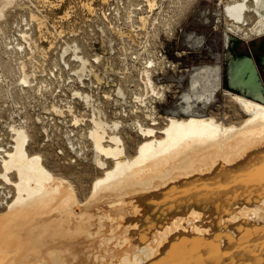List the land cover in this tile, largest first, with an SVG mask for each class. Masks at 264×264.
<instances>
[{
	"label": "bare ground",
	"instance_id": "bare-ground-1",
	"mask_svg": "<svg viewBox=\"0 0 264 264\" xmlns=\"http://www.w3.org/2000/svg\"><path fill=\"white\" fill-rule=\"evenodd\" d=\"M219 1L231 69L223 94L243 118L196 111L215 103L221 66L195 72L179 111L165 116L156 104L170 90L143 70L129 123L141 140L130 153L126 123L95 118L88 134L100 172L87 193L31 152L29 130L14 125L0 161V264H264V85L257 66L249 72L230 51L236 40L264 37V0ZM15 2L0 0V33Z\"/></svg>",
	"mask_w": 264,
	"mask_h": 264
},
{
	"label": "built area",
	"instance_id": "built-area-1",
	"mask_svg": "<svg viewBox=\"0 0 264 264\" xmlns=\"http://www.w3.org/2000/svg\"><path fill=\"white\" fill-rule=\"evenodd\" d=\"M192 1L92 0L79 11L70 5L60 14L61 5L24 0L29 17L20 38L5 44V52L17 63L20 77L21 66H26L31 85L23 86L19 79L15 90L22 99L11 88L0 102L1 107L14 103L12 108H17L0 118V161L13 145L14 125L40 130L59 156L73 161L87 157L95 118L125 122L137 115L141 104L134 97L128 100L126 78H138L143 70L153 78L176 72L173 60L188 53L180 45L189 42L183 15ZM117 32L132 33L136 42ZM107 59L113 70L107 68ZM0 76L1 87L7 82L1 68Z\"/></svg>",
	"mask_w": 264,
	"mask_h": 264
},
{
	"label": "rangeland",
	"instance_id": "rangeland-1",
	"mask_svg": "<svg viewBox=\"0 0 264 264\" xmlns=\"http://www.w3.org/2000/svg\"><path fill=\"white\" fill-rule=\"evenodd\" d=\"M44 1L48 2L50 5L55 7H59L61 5L60 14H62L63 11H65L70 5L74 6L75 8H77V11H79L81 4H83L85 1L90 2L92 0H44ZM218 2L220 1L213 0L211 2L210 1L207 2L203 0H195L189 3L188 5L189 8L188 7L186 8L183 15V25L185 26L187 30V34L189 35V42L186 41L187 43L186 44L183 41V43L180 45V49L182 50L184 49L188 53L182 58L173 60V63L176 65L175 73H168L167 75L164 76L160 75L158 77H155L156 83L164 84L170 90V92H168L167 100L164 101L163 104L161 103L156 104L158 113L160 115L165 116L166 114L179 111L180 107L183 105L182 104L183 96L185 93H188L191 77L195 72H197L198 70L204 67L221 66L222 81L221 83H219L218 86L220 89L217 92L218 95L216 97L215 103L210 107H204L200 105L198 110L196 111L199 112L200 114H214L219 118L222 117L224 118L226 116L230 118V120L232 121H240L239 118L241 119L243 118V116L240 114V108L223 94V89L231 88L230 87L231 69H230V60L226 56L227 48L224 47V38H225L227 26L225 24L226 22L224 16L220 11V8L222 6L221 2H220V8H217ZM21 5L23 6V8L21 7ZM24 5H25L24 0H16V2L9 8L6 19L1 23L2 32L4 34L2 32L0 33V37H1L0 60L3 62V64L2 62H0L1 63L0 66H2L0 68L2 70L4 69L3 70L4 74L5 73L7 74V75L5 74L7 76V82L5 84L3 83V86L6 89H4L3 86L0 87V99L3 98L0 100V102L4 100L6 95L5 92H7V90L9 89L11 90V88H13L12 89L13 94L16 96V98L18 100L22 99V97L15 90L16 82L19 81L20 79V74L19 73L16 74V72H19V70L16 69L17 63L12 62V60H10L12 58H8V54L5 53L6 50L5 44H7L8 41L11 40L13 41L16 38L18 39L20 38L18 33H20V30L22 29L24 19H28L27 17H29ZM230 51H232L233 55L235 57H238V59H240L241 57H245V58H251L253 61H255L256 62L255 64L260 74L261 81L264 85V37L253 39L250 42L236 40L234 46L230 48ZM5 61L6 63H4ZM107 63L109 64V70H113V67L111 66L109 59H107ZM11 67L14 69L12 70ZM8 74L9 75L11 74L10 77ZM15 74L16 76L13 77ZM137 80H138L137 77L126 78V82H127L126 85H128L126 93L129 101L133 99L134 95L141 92L139 91L140 84L139 81L137 82ZM14 81L15 83H13ZM12 83L14 86L12 85ZM134 91L135 94H132ZM234 91L238 92V90H234ZM13 105L14 103H12V105L10 104L9 108H4L0 106V118L3 117L4 115L6 116L8 112L17 111V108L14 107L12 108ZM29 112L31 117L34 118L35 114L34 112H32V108H29ZM140 116H141V120L145 119L143 118L144 117L143 115ZM135 118L136 115L134 116L130 115L129 117L125 118L124 120L126 124L123 128L124 130L121 131V135L125 140L126 147L130 153L134 152L135 147L141 140L137 132L134 130V128H132L131 124H129ZM112 119L113 118H110V120ZM160 120H161L160 124L161 126H163V124L165 123L164 118L163 119L161 118ZM2 129L4 128L0 126V130ZM29 132L32 138L31 139L32 141H30L31 152H35V151L41 152L44 155V159L46 161L45 164L48 165L49 168L57 172L63 173L65 176L70 177L75 183V185H77V187L79 188L81 187V189L78 188L80 191L82 190L81 192H83L84 189L86 190L89 189L92 181L100 172L97 166H95V164L92 163V157H93L92 150H90L91 153H89L87 157L84 158L81 157L82 159L76 158L77 161L75 162L71 160V158H69L67 155L59 156L56 153L57 152L56 145L45 143L44 136L42 135L40 130L30 129ZM40 143L42 144L44 143L43 144L44 146L41 148L39 146L41 145ZM6 192L7 190L4 189L0 190V199H2L5 196ZM87 192L88 190L85 193Z\"/></svg>",
	"mask_w": 264,
	"mask_h": 264
},
{
	"label": "water",
	"instance_id": "water-1",
	"mask_svg": "<svg viewBox=\"0 0 264 264\" xmlns=\"http://www.w3.org/2000/svg\"><path fill=\"white\" fill-rule=\"evenodd\" d=\"M238 56V55H237ZM262 57V56H261ZM241 58H245V57H241ZM240 58V59H241ZM245 59H247L248 60V62H249V68H248V71L250 72L251 70H253L254 68H255V61H253L251 58H245Z\"/></svg>",
	"mask_w": 264,
	"mask_h": 264
}]
</instances>
